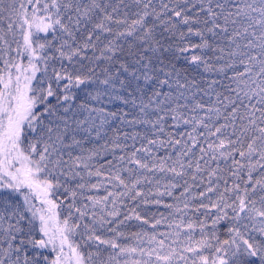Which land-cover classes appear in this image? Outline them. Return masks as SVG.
Segmentation results:
<instances>
[{"label":"trees","instance_id":"1","mask_svg":"<svg viewBox=\"0 0 264 264\" xmlns=\"http://www.w3.org/2000/svg\"><path fill=\"white\" fill-rule=\"evenodd\" d=\"M12 1L0 0L1 119L31 48L48 82L1 144L0 193L28 190L22 153L55 161L42 216L74 232L73 244L56 225L41 234L0 196V264H64L71 245L83 264L140 246L196 251L158 264H264V230L247 217L264 210V0H54L61 32L49 35ZM107 84L121 94L110 104Z\"/></svg>","mask_w":264,"mask_h":264},{"label":"rangeland","instance_id":"2","mask_svg":"<svg viewBox=\"0 0 264 264\" xmlns=\"http://www.w3.org/2000/svg\"><path fill=\"white\" fill-rule=\"evenodd\" d=\"M23 0H13V5L7 6L3 3V7H11L16 8L17 5L21 4ZM27 1V6H31L29 12L26 15V19L24 22L29 23L31 29L35 34L38 35H49L54 32H61L59 26L60 22L58 19V10L56 7V1L54 0H34V3L31 4L29 0ZM25 7V8H26ZM59 28V29H58ZM58 29V30H57ZM37 50L31 48V58L29 63V68H25L24 72L20 78L21 89L18 92V98L16 99V105L14 107L8 109V112H5L4 118L0 117V147L9 145L13 140V136H15L21 122L23 121L24 115L27 111L25 106L36 104L39 99L42 97V92H44L45 85L48 82V73L42 70L41 66L37 63L39 62L40 56L36 53ZM103 94L100 97V101H107L110 103L116 102L115 100L121 97V94L116 92L110 84H107L102 88ZM1 95V94H0ZM98 101V100H97ZM100 102V103H101ZM5 105V99L0 96V116L1 109ZM96 109L101 110L102 107L99 104H96ZM93 106L86 109V114L91 115V117H86V121H90L93 116L98 115L99 112H94ZM102 119L100 116L97 117L99 120ZM4 119H7V126L4 130L5 123ZM37 123V122H36ZM42 130L47 128V124L43 121L42 124L36 125ZM48 129L47 131H49ZM45 131V132H47ZM44 132V131H43ZM62 142V141H61ZM63 144V142H62ZM1 153V152H0ZM20 166L19 170H21L27 177L26 186L28 187L27 191L21 193L20 195H16L15 193H9L7 191H3L0 193L1 197H5L7 202L11 206H13L14 202L17 200L21 201V204H18V207H23V210H28L34 220L35 229L41 232V234H46L50 236L49 232L53 233L54 227L56 225V231L60 234L61 239L67 243H72L69 238L72 237L74 232V227L71 225H67L63 222H56L57 224L52 223L53 219H49V217L42 216V210L48 209L49 211H53L55 208L54 202H51L52 195L55 191L54 184L47 179V174L53 173L58 174V167L56 162H53V166L51 167H42V165L34 160L32 157L22 153L21 157L18 160ZM105 200H92L93 208L102 210L105 208ZM44 208V209H43ZM54 212V211H53ZM52 212V213H53ZM247 217L249 218V222L253 221V226H260L264 230V210L256 209L254 212H249ZM57 217V216H56ZM55 219L57 220V218ZM191 241V240H190ZM73 244V243H72ZM185 246H189L192 248V242L182 243ZM72 248H69V254L66 257V261L64 264H83V259L80 255H78L77 251ZM243 246L242 244H237V247ZM250 251L251 247H248ZM196 251L187 250L178 252L176 250H169L165 247L158 246H150L148 248H143L140 246L139 248L128 249L124 252H121L119 257L117 258V264H158V263H166L170 262L172 259L177 258H189L190 256H194ZM169 260V261H168Z\"/></svg>","mask_w":264,"mask_h":264}]
</instances>
